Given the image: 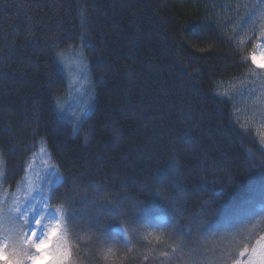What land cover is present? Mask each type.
Here are the masks:
<instances>
[{
  "label": "trees",
  "instance_id": "obj_1",
  "mask_svg": "<svg viewBox=\"0 0 264 264\" xmlns=\"http://www.w3.org/2000/svg\"><path fill=\"white\" fill-rule=\"evenodd\" d=\"M262 43L264 0H0V240L44 151L72 264H235L264 236Z\"/></svg>",
  "mask_w": 264,
  "mask_h": 264
},
{
  "label": "snow or ice",
  "instance_id": "obj_2",
  "mask_svg": "<svg viewBox=\"0 0 264 264\" xmlns=\"http://www.w3.org/2000/svg\"><path fill=\"white\" fill-rule=\"evenodd\" d=\"M250 59L256 69L264 71V57L258 59L253 53ZM45 187L54 193L51 185L30 187L24 204L15 207L16 219L22 220L23 224L16 232L15 240H0V264H37L41 260H46L48 264H72V245L61 229V209L49 206L52 196L45 191ZM37 200L38 207L33 203ZM106 210L115 211L116 208L109 203ZM45 218L47 223L43 222ZM30 224L35 227L25 233L24 228ZM229 256L235 259L231 254ZM238 256L240 259H235V264H264V236L253 245H244Z\"/></svg>",
  "mask_w": 264,
  "mask_h": 264
},
{
  "label": "rangeland",
  "instance_id": "obj_3",
  "mask_svg": "<svg viewBox=\"0 0 264 264\" xmlns=\"http://www.w3.org/2000/svg\"><path fill=\"white\" fill-rule=\"evenodd\" d=\"M257 55L258 59L261 57H264V43L259 45L256 50L253 52ZM252 53V54H253ZM46 178L51 182L53 186H57L62 182V177L58 172V169L55 165L51 163L47 155H45V152H42V156L36 160H34L31 163V166L29 167V179L26 183V192H24L21 195V198L19 199V205L24 204V199L27 195V189L30 187H40L42 183L46 184ZM38 196V194H36ZM39 206V202L33 201ZM26 206V205H25ZM44 223H47V219L43 221ZM35 227L34 224H30L28 226V229L26 233L32 228ZM37 264H48L46 260L37 261Z\"/></svg>",
  "mask_w": 264,
  "mask_h": 264
}]
</instances>
